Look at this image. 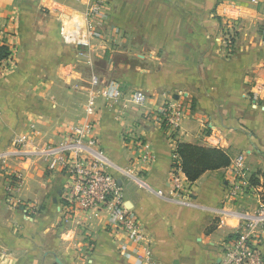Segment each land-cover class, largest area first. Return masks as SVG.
Here are the masks:
<instances>
[{
  "label": "crops",
  "instance_id": "obj_1",
  "mask_svg": "<svg viewBox=\"0 0 264 264\" xmlns=\"http://www.w3.org/2000/svg\"><path fill=\"white\" fill-rule=\"evenodd\" d=\"M107 2L111 27L105 35L117 27L126 36L125 54L112 75L123 83L125 96L116 105L97 99L100 147L125 206L142 222L153 249L151 264L217 263L239 224L233 212L254 210L259 200L257 192L229 198L239 161L251 182L264 188V90L253 88L264 85V0ZM67 3L75 5L0 0V30L11 33L15 44V65L0 72V153L22 127L35 129L30 135L38 144L58 143L65 122H78L71 117L81 114L80 102L61 99L64 94L55 89L66 77L68 46L53 6ZM226 15L241 19L232 50L221 37ZM95 40L99 48H110L107 37ZM132 91L143 92L145 104L134 103ZM171 95L189 98V117L177 135L158 118ZM212 137L234 152L231 165L194 182L186 177L184 190L176 192L171 172L177 143L206 146ZM28 156L11 168L0 165V264H130L109 218L70 209L63 196L67 176L48 172L38 155ZM14 170L24 178L18 191L8 189ZM259 239L264 257V228Z\"/></svg>",
  "mask_w": 264,
  "mask_h": 264
},
{
  "label": "built area",
  "instance_id": "obj_2",
  "mask_svg": "<svg viewBox=\"0 0 264 264\" xmlns=\"http://www.w3.org/2000/svg\"><path fill=\"white\" fill-rule=\"evenodd\" d=\"M86 5V12L82 14H64V5L55 4L53 7L60 13V33L66 43L79 45L89 44L88 39L105 37L103 30L109 25V3L107 0H77ZM77 14V13H76ZM102 32V33H101ZM4 30H0L3 37ZM231 35V36H230ZM233 33H227L230 39ZM120 31L113 28L108 36L109 42H120ZM9 45L8 42H5ZM10 46V45H9ZM12 56H14V49ZM10 68L14 65L10 64ZM93 90L90 93V110L96 109L94 104L98 96L118 100L121 98V88L116 82H110L102 87L101 81L93 77ZM255 92L264 90V85L255 84ZM255 92L251 95L255 97ZM134 103L143 105L147 96L140 91L132 95ZM185 116L183 104L165 102L158 111L159 121L171 135H176ZM134 142L143 145L142 140L134 137ZM23 143V140L20 141ZM30 150H14L1 156L6 162L7 157L28 156L35 154L46 165L52 174H65L67 182L63 196L70 209H77L95 216L109 218L113 229L115 242L120 252L130 264H151L153 249L147 242L139 217L125 206L122 188L117 178L111 172V162L100 147L95 132V122L71 125L65 128L62 139L58 143L36 145L28 140ZM238 178L229 190V198H241L249 192H257L259 200L256 208L251 211H235L239 219L235 235L224 253L223 258L214 264H264V257L260 250L259 235L264 228V188L255 185L247 177V169L243 161L237 164ZM186 178L181 167L173 161L171 183L176 192L184 190ZM24 178L20 171L14 170L8 182V189L16 191L23 187Z\"/></svg>",
  "mask_w": 264,
  "mask_h": 264
},
{
  "label": "rangeland",
  "instance_id": "obj_3",
  "mask_svg": "<svg viewBox=\"0 0 264 264\" xmlns=\"http://www.w3.org/2000/svg\"><path fill=\"white\" fill-rule=\"evenodd\" d=\"M72 3L75 5L68 4L64 5V11L65 15L66 14H73V15H78L82 14V12H86V5L83 3H79L77 0H72ZM52 6V5H51ZM53 8V7H52ZM49 9L47 8V11ZM77 13V14H76ZM109 25L108 28L111 27V11L109 10ZM60 20V17H59ZM241 20V19H240ZM239 19H235L234 17L231 18L230 15H226L225 21L223 23V29L221 30L222 32V42L228 48V50H232L235 48L236 44L239 41L240 38V28H239ZM60 27H61V21H60ZM116 28L120 31L122 35V40L120 42H111L110 48L105 49V48H99V44L94 45L93 42L96 41L95 39H88L89 44L85 45H79L76 43H66L64 39L61 36L60 33V38L62 42L68 46V49L66 50L65 53V74L66 77L63 79V81L58 83V86L55 87V89H60V94H64L63 97H60L61 99L68 100V101H79L81 104V114L77 117H71V120L78 119V122L76 124H83V123H93L95 122V117L96 113L94 110H90L89 107V101H90V93L93 90L91 86V80L93 77L98 78L101 83L102 87L108 85L110 82H117L120 85L121 88V94L122 96L124 95V87L123 83H121L117 79H113V72L119 70V66L117 62L122 61L123 57V52L125 48H123L124 41L126 36L122 33V31L117 28V27H112ZM111 29V30H112ZM4 30V29H3ZM233 33V36L230 39H227V33ZM102 33V32H101ZM104 33V30H103ZM105 35V33H104ZM11 33H8L7 31L4 30V35L3 37H0V43L1 42H8L10 47L14 49V55H15V44L13 42V37H11ZM109 33L105 38L107 37L108 39ZM231 36V35H230ZM97 42V41H96ZM107 43V42H106ZM53 55L57 57V53L54 52ZM10 64L15 65V58L12 56V59H10L7 63V66H5V63H3L0 67V72L3 74V70H7L8 72L12 69L10 68ZM6 74V73H5ZM45 84V83H44ZM55 86V85H54ZM135 91H132L129 96H131ZM125 96V95H124ZM106 99L111 105H116L118 101L121 100H113V99H107L104 96H98L99 99ZM169 102L173 104H183L185 116L182 119L181 122V127L184 119L189 117V98H185L183 95H174V96H166L165 100L162 102ZM98 103V102H97ZM94 104L93 107L96 106ZM66 104V103H65ZM162 106V105H161ZM161 106L159 108H161ZM69 117V118H70ZM187 117V118H188ZM68 123L66 124L63 128H68L71 125H76L72 122L69 123V121L65 122ZM233 121L229 122V124H232ZM180 127V130H181ZM227 129H229V126H227ZM32 130L35 132L34 128H28L26 130V127H22L18 133L14 135L13 139H11V142L8 144V146L2 150L1 156L7 155L6 153H9L14 151V150H30L31 146L28 144V140L32 141L36 145H41L38 144L30 135L32 133ZM179 130V132H180ZM209 130V129H207ZM206 130V132H207ZM178 132V133H179ZM177 133V134H178ZM176 134V135H177ZM23 140V143H20V141ZM206 146H211L215 148H220V149H225L227 150L230 155H232L234 152L231 150H228L225 147V144L221 143L220 139L218 137H212L209 138L206 142ZM233 153H231V152ZM233 156V155H232ZM30 156H17V157H7L6 162L0 160V165L4 166L6 168H11L12 162H20L26 158H29ZM68 208V206H67ZM66 213H70V211H66Z\"/></svg>",
  "mask_w": 264,
  "mask_h": 264
},
{
  "label": "trees",
  "instance_id": "obj_4",
  "mask_svg": "<svg viewBox=\"0 0 264 264\" xmlns=\"http://www.w3.org/2000/svg\"><path fill=\"white\" fill-rule=\"evenodd\" d=\"M12 59V49L5 42L0 43V67L7 66ZM8 73L3 70V74ZM177 165H179L189 181L198 180L207 171L228 167L232 156L225 149L204 146L196 143L178 142L176 148Z\"/></svg>",
  "mask_w": 264,
  "mask_h": 264
}]
</instances>
